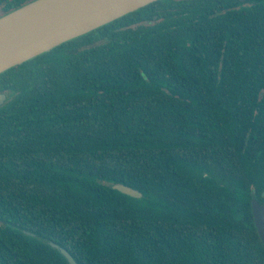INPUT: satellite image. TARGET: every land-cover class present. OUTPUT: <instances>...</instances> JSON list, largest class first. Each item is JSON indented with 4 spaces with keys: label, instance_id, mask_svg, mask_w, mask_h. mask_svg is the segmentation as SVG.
Returning a JSON list of instances; mask_svg holds the SVG:
<instances>
[{
    "label": "trees",
    "instance_id": "16d2710c",
    "mask_svg": "<svg viewBox=\"0 0 264 264\" xmlns=\"http://www.w3.org/2000/svg\"><path fill=\"white\" fill-rule=\"evenodd\" d=\"M0 94V235L35 256L15 264H70L41 238L78 264H264V0H157Z\"/></svg>",
    "mask_w": 264,
    "mask_h": 264
},
{
    "label": "water",
    "instance_id": "95a60500",
    "mask_svg": "<svg viewBox=\"0 0 264 264\" xmlns=\"http://www.w3.org/2000/svg\"><path fill=\"white\" fill-rule=\"evenodd\" d=\"M157 0H34L0 17V74L23 64L74 38L87 34ZM7 99L0 94V104ZM119 191L141 197L129 186ZM252 209L256 228L264 243V204L253 192ZM70 264L72 254L54 242Z\"/></svg>",
    "mask_w": 264,
    "mask_h": 264
},
{
    "label": "flooded vegetation",
    "instance_id": "af4514ba",
    "mask_svg": "<svg viewBox=\"0 0 264 264\" xmlns=\"http://www.w3.org/2000/svg\"><path fill=\"white\" fill-rule=\"evenodd\" d=\"M20 230H22L23 233L31 235L32 237H37L35 232H31L23 228H20ZM40 240L46 244H49L48 241L53 242L47 240L46 238H41ZM29 243L30 242L16 234L14 231H11L10 235L5 237H1L0 235V264H11L10 262L15 264L21 255L26 257V259L28 257H30V259H35V256H32L33 253L28 251Z\"/></svg>",
    "mask_w": 264,
    "mask_h": 264
}]
</instances>
